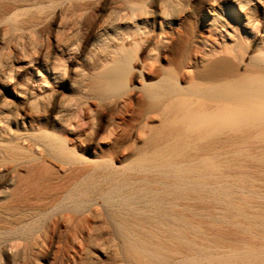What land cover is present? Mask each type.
<instances>
[{
    "label": "bare ground",
    "instance_id": "1",
    "mask_svg": "<svg viewBox=\"0 0 264 264\" xmlns=\"http://www.w3.org/2000/svg\"><path fill=\"white\" fill-rule=\"evenodd\" d=\"M189 1L0 0L16 32L49 5L69 39L96 11L108 47L87 85L117 95L102 136L86 139L63 100L61 132L0 140L7 252L45 246L54 264H264V0H200L197 23Z\"/></svg>",
    "mask_w": 264,
    "mask_h": 264
},
{
    "label": "rangeland",
    "instance_id": "2",
    "mask_svg": "<svg viewBox=\"0 0 264 264\" xmlns=\"http://www.w3.org/2000/svg\"><path fill=\"white\" fill-rule=\"evenodd\" d=\"M97 1L100 7L111 0ZM155 4L156 0H147L148 6ZM201 5L200 0L186 2L187 20L197 23V19H201ZM51 10L52 7L47 5L44 9L31 8L30 12L36 13L34 18L31 14H23L20 22L25 35L20 30L16 32L0 17V140L9 139L14 133L28 135L44 129L61 132L63 126L56 122L54 116L63 100L69 102L72 111H77L73 123L80 121L84 124L86 139L107 133V122L103 119H108L112 111L110 107L103 110V105L117 95L114 91L106 95L96 94L89 90L86 80V74L102 65L108 47L107 36H99L95 30L101 18L96 11L90 12L75 28L74 37L69 39L65 21L59 26L50 14ZM58 41L60 45L55 46L54 42ZM155 44L154 41L141 49L138 57L153 55ZM135 85L133 99L137 101L140 81H135ZM21 141L25 140L22 138ZM96 141L93 140L86 155L94 157ZM2 173L1 167L0 176ZM16 249L7 252L1 245L0 264H54L53 254L45 246L40 250Z\"/></svg>",
    "mask_w": 264,
    "mask_h": 264
}]
</instances>
